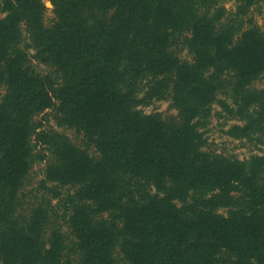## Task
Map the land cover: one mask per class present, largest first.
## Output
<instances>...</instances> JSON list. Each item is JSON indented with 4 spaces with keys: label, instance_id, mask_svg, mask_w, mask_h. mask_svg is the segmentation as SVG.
Listing matches in <instances>:
<instances>
[{
    "label": "trees",
    "instance_id": "obj_1",
    "mask_svg": "<svg viewBox=\"0 0 264 264\" xmlns=\"http://www.w3.org/2000/svg\"><path fill=\"white\" fill-rule=\"evenodd\" d=\"M44 1L0 0V181L46 162L40 189L63 209L85 264H116L120 237L133 264H217L222 255L264 264V156L229 158L199 132L223 77L248 85L264 76V30L243 20L263 0H236L222 22L224 11L212 12L225 0H48V25ZM154 98L177 114L140 110ZM49 110L81 146L47 132L36 117ZM125 176L156 194L120 205ZM7 222L0 216L3 264H71L61 228L45 234V211Z\"/></svg>",
    "mask_w": 264,
    "mask_h": 264
},
{
    "label": "rangeland",
    "instance_id": "obj_2",
    "mask_svg": "<svg viewBox=\"0 0 264 264\" xmlns=\"http://www.w3.org/2000/svg\"><path fill=\"white\" fill-rule=\"evenodd\" d=\"M236 4V0H225L214 9L212 14L222 9L224 12L220 21H225L237 10ZM44 7V22L48 25L56 17L55 8L48 0L44 1ZM255 7L251 8V13L243 20L252 18L255 24L264 30V0L257 5L256 9ZM3 18L5 15L1 19ZM25 34L26 32L23 35L25 36ZM36 53L37 49L34 45L29 49V54L33 58ZM179 57L182 60H191L187 50L181 51ZM34 64L37 66V72L42 75L51 72L49 66L39 63V61H34ZM56 74L54 73L53 76ZM223 80L226 83L225 89L217 94L216 101L210 106L208 116L200 120L199 132L206 142V148L241 161L249 160L255 156H264V76L248 85L232 77H223ZM148 85V82H143L141 89L146 90L145 87ZM7 93V88L0 85V105L4 102ZM140 110L147 114L162 113L165 116L177 114L170 99H146ZM36 119L44 121L47 132L64 136L72 144L81 146V137L67 123L60 122V119L54 117L52 111L49 110ZM32 140H36V137H32ZM94 152L95 150H90L89 155L93 156ZM1 157L2 151L0 150V159ZM46 170V162L38 161L29 165L24 177L19 178L18 182L14 183L12 179L5 183L0 181V216L8 220L7 223L18 226L24 222H30L34 211H45L47 216L45 234L49 236L48 233L50 234L53 227L61 228L65 239L64 254L71 260V264H85L81 260L78 240L67 219L62 217L63 209L56 208L53 211L52 206L56 205L57 201H53L52 205L48 204L50 197L45 190L40 189V181L46 178ZM123 179L122 192L120 191L117 197L120 205L125 206L140 200L143 203L142 199L145 194H156V190L147 188L143 181H133L130 176H125ZM67 189L69 188H63L62 191L66 192ZM120 240H122L121 237L115 241V247L111 250L112 258L116 264H133L127 260ZM219 259L217 264H236L235 259H228L226 255H222ZM0 264H3L1 260Z\"/></svg>",
    "mask_w": 264,
    "mask_h": 264
}]
</instances>
